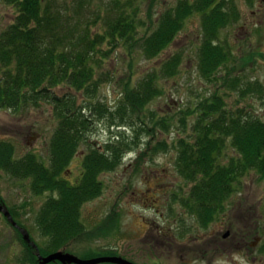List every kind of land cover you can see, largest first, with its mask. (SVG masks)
<instances>
[{"label": "rangeland", "instance_id": "1", "mask_svg": "<svg viewBox=\"0 0 264 264\" xmlns=\"http://www.w3.org/2000/svg\"><path fill=\"white\" fill-rule=\"evenodd\" d=\"M196 1L54 3L66 17H72L73 24L79 23L80 28L89 25L94 33L104 32L107 17L121 11L136 13L140 21L138 36L143 38L158 29L164 15L175 13L184 2L195 5ZM222 1L228 12L233 2L237 18L218 31L215 44L223 46L231 57L212 79L200 72L205 16L195 11L184 18L175 40L156 58L148 59L140 45L122 44L110 50L104 44V53L110 54L96 67L95 79L103 80L92 94L67 85L55 89L56 95L74 102V114L89 121L84 140L62 174L63 180L72 185L79 183L88 155L109 154L112 148L122 150L120 155L124 153L114 170L98 176L102 193L82 205V235L66 241L58 251L81 259L116 256L135 264H264V178L254 171L241 177L224 211L204 226L187 206L191 184L177 169L178 142H194L196 135L197 114H186L195 112L202 101L218 96L228 111L243 110L264 121V0L218 3ZM16 16V10L0 0V35ZM177 55L181 59L177 75L161 76L163 64ZM154 73L158 74L157 86L163 94L141 112L120 109L129 78L133 86ZM59 124L55 107L47 101L19 111L0 109V142L12 144L14 160L33 154L49 165L51 142ZM225 154L237 155L229 146ZM32 182L0 168V199L38 249L50 247L52 254L57 251L51 252L54 246L39 227V215L59 193H36ZM24 243L29 244L0 212V264H23Z\"/></svg>", "mask_w": 264, "mask_h": 264}, {"label": "trees", "instance_id": "2", "mask_svg": "<svg viewBox=\"0 0 264 264\" xmlns=\"http://www.w3.org/2000/svg\"><path fill=\"white\" fill-rule=\"evenodd\" d=\"M55 1L5 0L16 10L17 16L0 35V109L19 111L47 101L55 107L60 118L51 142L49 165L33 154L14 160L12 144L0 142L1 169L18 179H32L36 193H59L58 198L52 197L43 206L39 215V227L54 246L51 252L82 235V205L102 193L98 176L114 170L119 158L124 157V153L120 155L122 150L113 148L109 154L93 153L84 160L79 183L72 185L63 180L62 174L70 165L80 141L84 140L89 121L74 114V102L56 95L55 89L67 85L92 94L103 80L95 79L96 67L110 54L109 51L104 53V44L110 50L122 44L140 45L148 59L156 58L175 40L183 28L184 18L195 11L205 16L199 68L204 77L212 79L231 57L223 46L215 44L218 31L237 18L233 2L229 4L231 12L226 11L224 1L197 0L195 5L184 2L175 13L160 19L155 32L140 38L136 13L121 11L114 17H107L104 32L94 33L89 25L80 28L79 23L73 24L72 17H66ZM99 55L101 58L97 59ZM180 64V57L173 56L163 64L160 75L175 77ZM157 81V73L149 74L133 86L129 78L120 109L133 113L145 109L163 94ZM192 114H197L198 119L195 139L194 142L186 139L178 142L177 169L191 184L188 208L207 226L224 211L241 177L254 171L264 178V121L243 110L228 111L218 96L202 101L195 112L186 115ZM228 146L235 150L236 156H226ZM24 247L23 264H39L34 248L27 243ZM49 248L39 247L40 253L50 254Z\"/></svg>", "mask_w": 264, "mask_h": 264}, {"label": "water", "instance_id": "3", "mask_svg": "<svg viewBox=\"0 0 264 264\" xmlns=\"http://www.w3.org/2000/svg\"><path fill=\"white\" fill-rule=\"evenodd\" d=\"M0 212L4 214V216L12 223L15 227H17L22 233L24 240L29 242L31 246L36 249V256L40 264H50L52 262L60 261L62 264H103V263H111V264H135L129 260L123 259L121 257L116 256H106L94 259H81L71 253H66L64 251H57L48 256H42L40 253L38 246L33 243L28 235L26 229L21 228L17 225V223L13 220L11 213L5 203L0 199Z\"/></svg>", "mask_w": 264, "mask_h": 264}]
</instances>
